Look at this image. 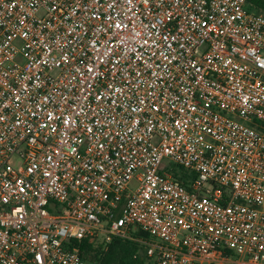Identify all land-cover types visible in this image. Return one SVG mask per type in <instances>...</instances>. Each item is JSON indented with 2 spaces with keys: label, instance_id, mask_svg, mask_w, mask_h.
Instances as JSON below:
<instances>
[{
  "label": "built area",
  "instance_id": "built-area-1",
  "mask_svg": "<svg viewBox=\"0 0 264 264\" xmlns=\"http://www.w3.org/2000/svg\"><path fill=\"white\" fill-rule=\"evenodd\" d=\"M116 238L151 264H264L249 0H0V264Z\"/></svg>",
  "mask_w": 264,
  "mask_h": 264
},
{
  "label": "trees",
  "instance_id": "trees-1",
  "mask_svg": "<svg viewBox=\"0 0 264 264\" xmlns=\"http://www.w3.org/2000/svg\"><path fill=\"white\" fill-rule=\"evenodd\" d=\"M249 3L250 10L264 14V0H249ZM175 173L176 177L189 188L188 175L184 172L178 174L175 171ZM137 234L144 238L148 237L141 231H138ZM80 250L85 259L89 257L98 264H151L145 256L144 246L126 239L116 238L107 248L102 245L95 247L84 241Z\"/></svg>",
  "mask_w": 264,
  "mask_h": 264
},
{
  "label": "rangeland",
  "instance_id": "rangeland-1",
  "mask_svg": "<svg viewBox=\"0 0 264 264\" xmlns=\"http://www.w3.org/2000/svg\"><path fill=\"white\" fill-rule=\"evenodd\" d=\"M85 264H98L97 262H93L92 259H90L89 257L86 259V263Z\"/></svg>",
  "mask_w": 264,
  "mask_h": 264
}]
</instances>
